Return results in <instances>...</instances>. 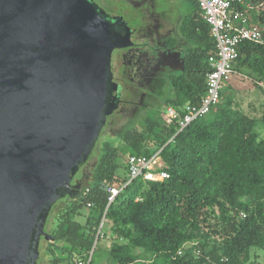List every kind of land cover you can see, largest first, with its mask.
I'll use <instances>...</instances> for the list:
<instances>
[{"label":"trees","instance_id":"1","mask_svg":"<svg viewBox=\"0 0 264 264\" xmlns=\"http://www.w3.org/2000/svg\"><path fill=\"white\" fill-rule=\"evenodd\" d=\"M191 1L192 13L184 17L181 29L192 43V62L203 72L168 103L177 108L204 95L214 53L209 26ZM239 66L264 79V47L241 43L234 71ZM260 89L264 94V87ZM220 94L208 115L179 132L176 122L163 114L145 121L141 129H125L117 136L119 146L108 141L99 145L87 185L58 198L48 211L44 225L52 241L42 242L46 264H92L95 250L90 252L104 212L110 226L97 239L105 237L109 244L100 264H264V138L233 96L221 102ZM159 149L169 176L133 179L123 187L127 171L122 176L118 170H126L127 155ZM106 187L121 188L110 203Z\"/></svg>","mask_w":264,"mask_h":264},{"label":"water","instance_id":"2","mask_svg":"<svg viewBox=\"0 0 264 264\" xmlns=\"http://www.w3.org/2000/svg\"><path fill=\"white\" fill-rule=\"evenodd\" d=\"M128 32L93 0H0V264H37L50 207L87 183L69 181L115 108Z\"/></svg>","mask_w":264,"mask_h":264},{"label":"flooded vegetation","instance_id":"3","mask_svg":"<svg viewBox=\"0 0 264 264\" xmlns=\"http://www.w3.org/2000/svg\"><path fill=\"white\" fill-rule=\"evenodd\" d=\"M93 1L110 17L120 16L129 28V32L123 36V46L111 51V97L116 104L106 115L98 135V138L105 134L119 137L125 129L137 125L138 121L143 124L154 117L162 119L168 103L177 97L181 88L193 84L191 78L203 70L200 64L192 62V43L181 29L184 17L180 13L173 16L170 0H165L170 3L166 7H162L157 0H123L121 10L108 6V11L104 8L108 4L106 1L102 3L104 7L98 0ZM174 52H179L178 63L166 64L163 60L170 59ZM98 149H92L69 184L78 183L83 174L88 182V175H91L96 162V159L92 163L90 160ZM74 189L77 191L71 194L81 191L80 188ZM43 230L48 236L45 240L51 242L45 225ZM44 238L41 234L39 246ZM38 250L37 264L39 259L46 264V256L43 257L45 251L39 247Z\"/></svg>","mask_w":264,"mask_h":264},{"label":"built area","instance_id":"4","mask_svg":"<svg viewBox=\"0 0 264 264\" xmlns=\"http://www.w3.org/2000/svg\"><path fill=\"white\" fill-rule=\"evenodd\" d=\"M194 1L199 8L202 20L209 26V34L214 42V53L209 57V66L205 74V93L201 99L196 103H185L179 108L167 105L164 110L166 118L176 122L177 132L197 117L207 114L219 102L223 86L235 72L233 65L238 57V47L241 43L252 41L264 47V25L249 22V17L243 9L245 0ZM164 166L160 149L146 155L128 154L126 157L128 179L123 187L133 179L156 181L167 178L169 174ZM106 190L109 193L107 199L110 203L121 188L106 187ZM240 215L244 216L243 213ZM104 221L105 212L101 218V225ZM100 227L96 236L99 235ZM196 243L190 242L189 244ZM195 251L200 254V249ZM178 253L181 254V250ZM205 257L206 260H210L209 256ZM220 261H226V258H221ZM82 263L78 262V264ZM212 264L218 263L214 261Z\"/></svg>","mask_w":264,"mask_h":264},{"label":"rangeland","instance_id":"5","mask_svg":"<svg viewBox=\"0 0 264 264\" xmlns=\"http://www.w3.org/2000/svg\"><path fill=\"white\" fill-rule=\"evenodd\" d=\"M107 2L108 4L106 7L102 5L103 2ZM172 3V14L173 16H176L178 13L182 14L183 17L187 16L188 13H192L193 10V4L191 0H170ZM157 2L162 6L166 7L169 2H165V0H157ZM98 3L103 6L107 11L110 8L108 6H114L117 10H121L122 7H124L123 0H98ZM111 13V11H109ZM237 69V70H236ZM236 73L233 72L231 77L228 81H226V84L222 88V98L221 102H225L228 94H231L233 96V99L238 103L239 107L249 116L253 117L256 120L255 123V131L258 134L259 138H264V120H262L264 115V94L262 93L260 87H264V79L257 80L258 82L262 81V84L259 87L257 86L256 79H260L259 76H253L252 71L248 72L243 67L239 66L238 68H235ZM235 74V75H234ZM243 79H240V78ZM256 77V78H255ZM208 115V114H207ZM141 121L137 123V126H139V129L142 128ZM132 124V123H130ZM129 124V125H130ZM118 125H116L115 128H117ZM114 133V132H112ZM104 141H108L113 146H119L120 140L117 136H108V135H100V138L97 140V148H99ZM95 151L93 150V153ZM92 153V154H93ZM95 156H93L90 160V163L94 162ZM118 173L122 176H126V170L124 168H119ZM82 220V218H81ZM101 225V222L99 224V227ZM110 226V221L105 218V221L100 227V235L101 233H106L108 231V228ZM98 227V229H99ZM98 231V230H97ZM99 237V236H98ZM109 241L105 237H100L96 240L95 248H94V255H93V262L92 264H100V262H103L107 257V249H108ZM40 250L42 249V244L39 246ZM45 256V253L43 254V257ZM91 256V254H90ZM65 257V256H64ZM76 256L73 255L71 260L76 259ZM39 259V264H40ZM41 264H44V262H41Z\"/></svg>","mask_w":264,"mask_h":264},{"label":"crops","instance_id":"6","mask_svg":"<svg viewBox=\"0 0 264 264\" xmlns=\"http://www.w3.org/2000/svg\"><path fill=\"white\" fill-rule=\"evenodd\" d=\"M243 9L248 15L250 23L264 25V0H245ZM257 83L261 85L262 81H257Z\"/></svg>","mask_w":264,"mask_h":264}]
</instances>
